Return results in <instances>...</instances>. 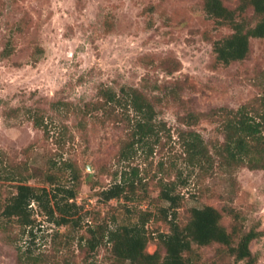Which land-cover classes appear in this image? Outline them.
Instances as JSON below:
<instances>
[{
    "label": "rangeland",
    "instance_id": "obj_1",
    "mask_svg": "<svg viewBox=\"0 0 264 264\" xmlns=\"http://www.w3.org/2000/svg\"><path fill=\"white\" fill-rule=\"evenodd\" d=\"M237 8L242 0H222ZM245 16L255 22L252 7ZM232 32L205 9V0H0V148L18 177L38 187H75L81 224L57 226L35 204L40 224L35 238L16 237L18 227L0 229V264H130L116 261L102 227L137 223L146 212L154 238L170 230L169 202L162 189L173 181L180 195L177 221L187 223L194 206L211 204L223 211L228 228L240 213L246 229L262 232L252 242L264 264V169L220 163L215 147L225 139L221 119L202 118L193 128L204 137L215 161L204 167L185 159L179 118L188 111L247 106L250 115L264 110V37L251 39L241 60L220 62L214 42ZM106 85L119 90L136 86L166 122L168 130L153 152L139 148L120 158L127 127L101 111L88 113ZM48 125L45 133L35 124ZM258 119V118H257ZM127 171L134 181L127 196L104 200L101 191ZM137 171L135 174L134 172ZM16 181L0 179V205L16 191ZM95 229V250L86 239ZM83 239V246L81 240ZM28 247L39 255L21 259ZM218 244L198 248L193 264H242L218 256ZM164 253V250H162Z\"/></svg>",
    "mask_w": 264,
    "mask_h": 264
},
{
    "label": "trees",
    "instance_id": "obj_2",
    "mask_svg": "<svg viewBox=\"0 0 264 264\" xmlns=\"http://www.w3.org/2000/svg\"><path fill=\"white\" fill-rule=\"evenodd\" d=\"M252 7L257 16L255 22L248 21L245 12ZM205 9L222 26L230 27L232 32L214 42V51L220 62L228 64L246 58L251 51V39L264 37V0H242L235 9L224 4L222 0H205ZM88 113L101 111L105 116L115 117L129 131L120 150V158L129 160L139 148H148V154L154 150L166 132V122L158 118L155 103L136 86H122L119 90L103 85L98 90V99L85 105ZM221 119L225 139L215 147L220 163L231 166H247L251 169H264V110L257 115H250L247 106L238 109L217 107L209 112L188 111L180 116V122L188 127L181 129L179 137L183 139L185 159L191 166L204 167L206 163L213 165L215 158L203 135L193 127L202 118ZM258 118V119H257ZM35 124L50 134L48 125L35 119ZM135 174L137 171L134 172ZM55 175H47L52 188L38 187L18 177L14 169L4 161L0 148V179L16 181V191L6 202L0 205V229L4 231L18 227L17 238L27 235L35 238L34 230L40 224L36 216V204L48 221L57 226H78L82 220L79 215L75 187L56 185ZM173 181L163 185L162 196L169 202L164 209L166 219L170 211H174L169 219L170 230L156 235L158 248L149 252L147 247L153 235L147 230L149 213L142 216L137 223L115 224L102 227V238L111 245V253L116 261L130 264H193L198 258V248L218 244V256L233 258L242 264H256L259 255L253 251L252 242L262 234L261 231L246 229L241 222L240 213L234 208L226 209L233 217L230 228L223 224V211L211 204L194 206L190 210L187 223L177 221V208L180 195L175 192ZM135 186L129 181L127 171H122L121 179L101 191L104 200L127 196ZM91 236L86 245L91 250L99 246V235L90 229ZM83 239L81 246H83ZM164 250V253L162 252ZM37 254L28 247L21 253L24 262L38 260ZM107 264V263H102Z\"/></svg>",
    "mask_w": 264,
    "mask_h": 264
}]
</instances>
